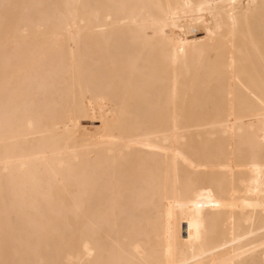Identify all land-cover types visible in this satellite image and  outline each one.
<instances>
[{
    "label": "bare ground",
    "instance_id": "bare-ground-1",
    "mask_svg": "<svg viewBox=\"0 0 264 264\" xmlns=\"http://www.w3.org/2000/svg\"><path fill=\"white\" fill-rule=\"evenodd\" d=\"M0 264H264V0H0Z\"/></svg>",
    "mask_w": 264,
    "mask_h": 264
},
{
    "label": "rangeland",
    "instance_id": "rangeland-1",
    "mask_svg": "<svg viewBox=\"0 0 264 264\" xmlns=\"http://www.w3.org/2000/svg\"><path fill=\"white\" fill-rule=\"evenodd\" d=\"M81 119H83V118H81ZM81 119H80V122H82V123L86 124L87 126H89V124H90V120H88V119L86 118V119L89 121V122H88L87 120H81ZM86 125H85V126H86Z\"/></svg>",
    "mask_w": 264,
    "mask_h": 264
}]
</instances>
